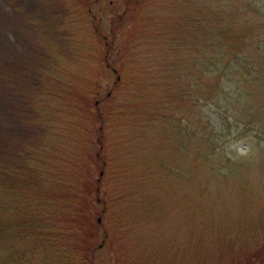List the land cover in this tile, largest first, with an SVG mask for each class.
Segmentation results:
<instances>
[{
    "label": "trees",
    "instance_id": "trees-1",
    "mask_svg": "<svg viewBox=\"0 0 264 264\" xmlns=\"http://www.w3.org/2000/svg\"><path fill=\"white\" fill-rule=\"evenodd\" d=\"M121 1L125 11L139 13L140 21L131 49L125 52L133 59L135 74L122 77L129 83L120 94L121 104L93 110L91 92L63 88L54 99L59 104L67 95L65 107L43 105L35 118H41L44 126L51 117L66 121L73 132L71 152L64 155L63 149L52 146L51 138L60 140L55 125L43 137L22 142L15 161L4 150L0 156V264H95L97 249L109 235L105 231L97 242L92 227L101 224L102 217L99 221L94 214L129 213L135 197L163 214L177 190L186 202L183 212L192 214L190 219L201 217L204 228L223 230L212 216L215 200H223L227 180L245 179L241 166H227L229 177L215 165L226 159L218 139L214 141L218 134L204 105L224 106L232 121L241 127L252 124L264 138V0ZM88 19L93 20V15ZM101 40L107 60L112 45L106 37ZM231 82L235 83L232 93L227 89ZM135 119L148 131L142 139L153 141L152 162L133 160L123 147L131 146L127 128ZM107 136L111 146L106 145ZM134 137L137 142L139 135ZM165 154L171 159L168 164ZM175 158L181 160L179 167L169 165ZM251 164L247 168L253 170ZM107 177L115 181L112 186L105 182ZM245 185L238 188L241 194ZM101 191L103 206L93 209ZM116 223L115 228L124 227ZM222 226L228 229L224 222ZM244 236L229 242L226 234H217V259L209 261V248L200 250L190 242L183 264H192L200 253L201 264H254L255 257L264 264V248L262 255L245 253L242 263L227 261L236 243L241 244L239 250L248 245Z\"/></svg>",
    "mask_w": 264,
    "mask_h": 264
},
{
    "label": "rangeland",
    "instance_id": "rangeland-1",
    "mask_svg": "<svg viewBox=\"0 0 264 264\" xmlns=\"http://www.w3.org/2000/svg\"><path fill=\"white\" fill-rule=\"evenodd\" d=\"M90 14L93 15L91 21L88 19ZM139 23V13L125 11L121 0H0V156L4 150L8 158L15 161L18 156L16 148L22 142L30 143L43 137L44 132L48 128L53 130L55 125L54 133L60 140L51 138L52 146L57 150L63 149V154L68 155L66 153L72 150V128L66 121L52 117L44 126L41 118H35L37 110L43 105L54 109L65 107L67 95L61 97L60 106L54 94L72 87V90L80 88L91 92L89 98L93 110L120 105V94L129 83L122 77L131 72L135 74L133 59L125 52L131 49ZM105 37L112 45L107 60L101 40ZM234 87L235 83L231 82L227 89L232 93ZM124 101L128 100L123 98ZM204 109L212 121L213 132L218 134L214 141L218 139V149L225 155L224 163L215 164L221 169L222 176L227 173L231 177L227 166H241L240 170H243L241 179L244 181L238 177L236 181H226L223 200H215L216 212L212 215L214 221L223 227L220 232L226 234L229 242L240 240L245 235L244 245H248L239 250L237 247L241 244L236 243L232 257L227 260L229 263H242L245 253L253 251L262 255L264 248V138L256 133L252 124L237 125L224 106L212 104L208 107L205 104ZM127 130L130 132L126 140L132 141L131 146L123 145L129 149L125 151H129L133 160L141 157L143 162H152L156 157L153 141L142 139L148 131L136 119ZM135 135H139L137 142ZM106 138V145L111 146L112 140L109 136ZM81 143H84L83 137ZM108 146L106 152L110 153ZM96 149L97 146L91 148ZM120 149L118 147L117 151ZM165 157L167 164L171 162L168 154ZM245 163L248 166L252 163L255 168H247ZM169 165L179 167L181 160L175 158ZM105 182L112 186L115 181L107 177ZM241 183H247L242 194L238 189ZM232 184H235L233 190ZM175 194L168 198L163 214L156 208L145 206L139 197L131 200L129 213L113 217L94 214L93 217L100 220L102 217L101 224L92 227L99 237L97 242L102 241L105 231L108 230L109 235L97 249L95 264H121L123 260L134 264H183V252L190 242L196 243L200 250L209 248L208 261L217 259L219 249L216 240L224 236L218 238L220 232L211 226L204 228L205 219H190L192 214L183 212L186 202L180 191ZM102 195L104 192L101 191L100 201L91 204L93 209L102 208ZM193 204L197 205L196 198ZM186 214L188 217L183 220ZM223 222L228 229L222 226ZM114 223H122L124 227L117 229ZM204 233L206 237L202 238ZM239 234L242 236L238 237ZM202 254H198L192 264H201ZM252 262L260 263L258 257Z\"/></svg>",
    "mask_w": 264,
    "mask_h": 264
},
{
    "label": "water",
    "instance_id": "water-1",
    "mask_svg": "<svg viewBox=\"0 0 264 264\" xmlns=\"http://www.w3.org/2000/svg\"><path fill=\"white\" fill-rule=\"evenodd\" d=\"M98 220L100 221V218H98Z\"/></svg>",
    "mask_w": 264,
    "mask_h": 264
}]
</instances>
